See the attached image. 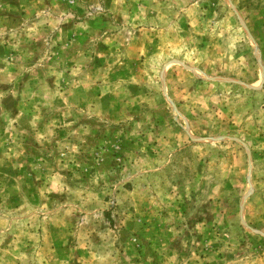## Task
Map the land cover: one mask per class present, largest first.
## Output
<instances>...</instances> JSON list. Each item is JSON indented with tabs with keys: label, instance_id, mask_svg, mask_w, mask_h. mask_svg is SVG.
Returning <instances> with one entry per match:
<instances>
[{
	"label": "rangeland",
	"instance_id": "rangeland-1",
	"mask_svg": "<svg viewBox=\"0 0 264 264\" xmlns=\"http://www.w3.org/2000/svg\"><path fill=\"white\" fill-rule=\"evenodd\" d=\"M0 264H264V0H0Z\"/></svg>",
	"mask_w": 264,
	"mask_h": 264
}]
</instances>
